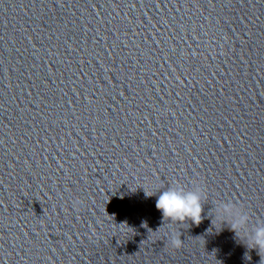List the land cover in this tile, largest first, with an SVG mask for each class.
<instances>
[{"label": "clouds", "instance_id": "obj_1", "mask_svg": "<svg viewBox=\"0 0 264 264\" xmlns=\"http://www.w3.org/2000/svg\"><path fill=\"white\" fill-rule=\"evenodd\" d=\"M202 194L198 190H185L183 187H169L162 191L155 207L162 213L163 220L184 222L191 221L194 225H199L204 219V205L202 204ZM235 217L229 224L230 229L238 236L239 230H242L248 222L249 217L237 213L231 206H225L222 217ZM249 243L246 245L249 249H256L258 254L264 253V225H258L248 236ZM171 243L174 247L181 246V239L173 237ZM260 264H264V258L261 256Z\"/></svg>", "mask_w": 264, "mask_h": 264}]
</instances>
